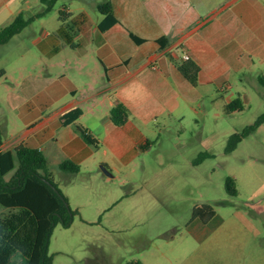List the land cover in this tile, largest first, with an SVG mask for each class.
Segmentation results:
<instances>
[{"label": "rangeland", "instance_id": "374dc122", "mask_svg": "<svg viewBox=\"0 0 264 264\" xmlns=\"http://www.w3.org/2000/svg\"><path fill=\"white\" fill-rule=\"evenodd\" d=\"M103 2L57 0L47 10L39 0H0V30L20 13L28 21L0 45L2 144L24 133L32 107L52 87L59 93L52 101L50 94L47 113L72 99L64 75L75 50L58 35L59 12L70 13L67 22L83 13L91 24L102 17L96 7ZM235 12L246 21L255 14L259 43L233 44L241 53L228 62L224 87L212 83L186 93L179 118L138 120L148 146L129 163L117 162L99 143L69 179L48 162L70 208L80 210L69 226L54 227L52 264H264V121L241 136L264 113V0L254 13ZM236 97L243 109L227 114ZM97 100L107 112V102ZM89 122V116L79 121L97 134ZM227 177L235 180L236 196L225 189ZM204 203L215 217L207 224L191 220L192 208ZM6 212L0 207V216Z\"/></svg>", "mask_w": 264, "mask_h": 264}, {"label": "crops", "instance_id": "0c3cea01", "mask_svg": "<svg viewBox=\"0 0 264 264\" xmlns=\"http://www.w3.org/2000/svg\"><path fill=\"white\" fill-rule=\"evenodd\" d=\"M106 1L111 3L118 20L108 30L98 29L102 17L89 24L85 14H80L84 23L75 38L79 47L72 49L75 51L67 64L70 71L64 75L72 99L47 113L52 103L50 94L52 101L59 93L57 85L52 87L49 94L40 98L38 108L35 104L32 107L24 133L10 143H1L2 151L24 143L42 151L47 164L51 159L57 166L63 160H71L81 167L93 155L94 148L81 138L76 126H83L79 121L89 116L97 134L89 126L83 127L104 148V153H110L117 162L129 163L148 146V135L138 120L146 123L157 121L161 115L181 117L186 93L212 83L224 87L229 82L228 62L241 53L234 43H259L251 25L257 21L255 14L246 21L235 12L244 11L245 16L254 13L257 0ZM129 33L145 42L136 44ZM184 55L200 69L196 87L177 69L184 62ZM99 96L107 102L105 113L100 111ZM117 100L130 114L120 127L109 118ZM75 109L82 110L78 120L62 125L63 116ZM59 172L63 178L72 176L60 169Z\"/></svg>", "mask_w": 264, "mask_h": 264}, {"label": "trees", "instance_id": "16d2710c", "mask_svg": "<svg viewBox=\"0 0 264 264\" xmlns=\"http://www.w3.org/2000/svg\"><path fill=\"white\" fill-rule=\"evenodd\" d=\"M39 1L50 10L57 0ZM96 8L102 15L98 24L100 31H106L118 23L109 1L98 4ZM69 17L68 11L63 9L59 12L62 24L58 35L71 49H77L79 45L75 38L81 30L84 17L79 15L67 22ZM27 24L23 14H18L9 25L0 30V45L20 33ZM129 36L136 44L145 42L133 33H129ZM177 69L193 87L197 86L200 69L195 62L188 59L178 64ZM242 109L240 97L225 106L227 114ZM81 115V109L67 113L62 118V125L74 123ZM129 115L127 107L118 100L109 112L110 121L117 127L123 126ZM263 121L264 113L254 124L248 126L241 136L247 135ZM76 129L87 144L98 147V141L88 129L81 125H77ZM235 136V143L239 142L240 138ZM58 168L66 173L77 174L80 165L71 160H63ZM13 170L11 178L6 180L5 176ZM225 189L230 196L237 195L236 183L232 177L226 178ZM0 207L7 210L0 216V264H52V257L48 255L52 231L58 223L69 226L73 215L77 213L70 208L66 197L55 183L54 174L48 169L43 152L24 143L0 152ZM215 215L214 208L204 203L192 208L191 220L207 224Z\"/></svg>", "mask_w": 264, "mask_h": 264}, {"label": "built area", "instance_id": "2783aa9c", "mask_svg": "<svg viewBox=\"0 0 264 264\" xmlns=\"http://www.w3.org/2000/svg\"><path fill=\"white\" fill-rule=\"evenodd\" d=\"M189 59V57L187 56V55H184V57H183V61H186V60H188Z\"/></svg>", "mask_w": 264, "mask_h": 264}]
</instances>
